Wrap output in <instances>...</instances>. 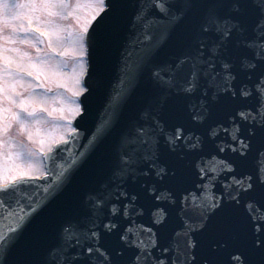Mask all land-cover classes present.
<instances>
[{
    "label": "snow or ice",
    "instance_id": "snow-or-ice-1",
    "mask_svg": "<svg viewBox=\"0 0 264 264\" xmlns=\"http://www.w3.org/2000/svg\"><path fill=\"white\" fill-rule=\"evenodd\" d=\"M5 149L0 264H264V0H0Z\"/></svg>",
    "mask_w": 264,
    "mask_h": 264
},
{
    "label": "rangeland",
    "instance_id": "rangeland-1",
    "mask_svg": "<svg viewBox=\"0 0 264 264\" xmlns=\"http://www.w3.org/2000/svg\"><path fill=\"white\" fill-rule=\"evenodd\" d=\"M75 3V0H73ZM81 2H84V0H81ZM78 15L81 17V20H83L87 15L88 12L86 10H80L78 12ZM60 24L64 26V31L61 33V35L64 37L65 41L70 43L71 40L75 37V35L78 33L79 25L77 24L75 18H69L68 20H62L59 21ZM69 68L65 69L64 71H70V67L72 64L71 54L69 53V56L65 58ZM54 96L63 97L65 95H70L69 92H67L66 89H59L55 90L53 92ZM62 107L60 100H54L50 103L49 108H60ZM47 115V114H45ZM57 125H60V127H57ZM40 131H36V126H33L32 132H33V140L28 141L27 140V134H20L16 137V143L21 144L23 143L29 148H32L33 151H35L39 147V140L44 139L46 144L50 142L52 137L59 138L61 135L67 133L66 126H64L63 121L60 119V113L58 111L53 112L51 117H47L45 123L39 126ZM5 155H0V166L3 168H9L16 164H22L24 162V158H18L15 160H9L6 157L7 149L4 150ZM33 163L41 164L43 163L42 157L39 155H35L32 158Z\"/></svg>",
    "mask_w": 264,
    "mask_h": 264
},
{
    "label": "water",
    "instance_id": "water-1",
    "mask_svg": "<svg viewBox=\"0 0 264 264\" xmlns=\"http://www.w3.org/2000/svg\"><path fill=\"white\" fill-rule=\"evenodd\" d=\"M78 140H79V138H77V142H78ZM75 147H76V143H72L71 145H70V149H75ZM66 155H70L71 154V151H69L68 153H65ZM34 183V185L36 184V183H38V182H33ZM46 185L45 184H43V183H39V187L40 188H43V187H45ZM33 190V188H29V191H32Z\"/></svg>",
    "mask_w": 264,
    "mask_h": 264
}]
</instances>
